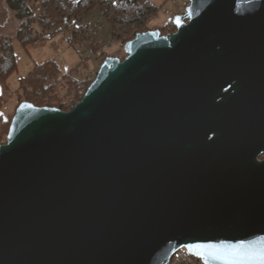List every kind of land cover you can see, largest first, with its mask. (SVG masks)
Returning a JSON list of instances; mask_svg holds the SVG:
<instances>
[{
  "label": "water",
  "instance_id": "95a60500",
  "mask_svg": "<svg viewBox=\"0 0 264 264\" xmlns=\"http://www.w3.org/2000/svg\"><path fill=\"white\" fill-rule=\"evenodd\" d=\"M189 1L69 110L16 106L0 264H264V0Z\"/></svg>",
  "mask_w": 264,
  "mask_h": 264
},
{
  "label": "trees",
  "instance_id": "16d2710c",
  "mask_svg": "<svg viewBox=\"0 0 264 264\" xmlns=\"http://www.w3.org/2000/svg\"><path fill=\"white\" fill-rule=\"evenodd\" d=\"M5 6L13 13L19 24L13 36L0 35V85L7 89V79L15 70L13 42H19L21 47H26L35 39L31 23L34 20V5L31 0H3ZM36 1V0H35ZM41 13L38 20L44 28L58 29L67 27L68 23L76 20L77 25L72 27L69 42L71 44H83L85 42L81 31L86 26L83 22L84 16L100 9L108 22L111 38L121 46L137 33L150 29H158L161 34H167L174 30L172 21L169 20L162 26L149 27L148 22L154 16L156 9L151 3L155 0H38ZM107 56L119 54H106L101 57L102 62ZM84 65V63H81ZM95 75L80 73L78 68H72L59 76L58 66L53 59H45L35 63L24 75L18 79V92L16 94L15 106L28 101L36 106L56 107L63 111L69 110L81 99L86 88L92 82ZM62 81L65 92L59 95L56 86ZM4 96L0 97V142H5L11 117L14 111L9 112L4 105ZM169 264H184L180 260H172Z\"/></svg>",
  "mask_w": 264,
  "mask_h": 264
},
{
  "label": "rangeland",
  "instance_id": "374dc122",
  "mask_svg": "<svg viewBox=\"0 0 264 264\" xmlns=\"http://www.w3.org/2000/svg\"><path fill=\"white\" fill-rule=\"evenodd\" d=\"M34 5V20L31 23L35 39L29 42L26 47H21L19 42H13L14 57L16 62L15 70L7 79V89L2 87L4 105L9 112L14 111L16 94L18 92V79L24 75L35 63L45 59L55 60L59 76L69 72L72 68H78L79 74L94 76L100 66L101 57L104 53L120 56L124 55L123 46L113 40L109 34L108 22L100 9L87 13L83 22L86 25L81 31L85 42L83 44H71L69 38L71 29L78 24L76 20L68 23L67 27L61 26L58 29L44 28L38 20L41 13L40 2L31 0ZM158 7L152 19L148 22L149 27H159L171 20L172 16L183 12L182 6H172L163 3L162 0H155ZM19 24L13 13L0 0V35L13 36ZM84 63L82 65L81 63ZM65 85L62 81L56 86L59 95L65 92Z\"/></svg>",
  "mask_w": 264,
  "mask_h": 264
},
{
  "label": "built area",
  "instance_id": "2783aa9c",
  "mask_svg": "<svg viewBox=\"0 0 264 264\" xmlns=\"http://www.w3.org/2000/svg\"><path fill=\"white\" fill-rule=\"evenodd\" d=\"M162 2L169 3L172 6H182L183 9H185V7L190 4L189 0H162ZM150 5H152L154 9H158L155 3H151ZM172 260H180L184 262V264H202L200 259L192 255L189 251L184 248H180L179 250H177L170 259L169 263Z\"/></svg>",
  "mask_w": 264,
  "mask_h": 264
},
{
  "label": "flooded vegetation",
  "instance_id": "af4514ba",
  "mask_svg": "<svg viewBox=\"0 0 264 264\" xmlns=\"http://www.w3.org/2000/svg\"><path fill=\"white\" fill-rule=\"evenodd\" d=\"M262 158H264V152L259 155V159H262Z\"/></svg>",
  "mask_w": 264,
  "mask_h": 264
}]
</instances>
